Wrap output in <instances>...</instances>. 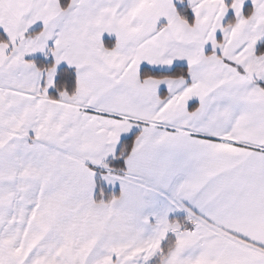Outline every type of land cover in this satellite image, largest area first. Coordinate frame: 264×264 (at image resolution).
I'll return each instance as SVG.
<instances>
[{"label": "snow or ice", "instance_id": "obj_1", "mask_svg": "<svg viewBox=\"0 0 264 264\" xmlns=\"http://www.w3.org/2000/svg\"><path fill=\"white\" fill-rule=\"evenodd\" d=\"M0 264H264V0H0Z\"/></svg>", "mask_w": 264, "mask_h": 264}]
</instances>
